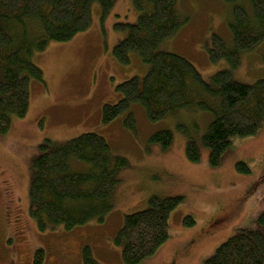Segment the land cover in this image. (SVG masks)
<instances>
[{"label": "rangeland", "instance_id": "obj_1", "mask_svg": "<svg viewBox=\"0 0 264 264\" xmlns=\"http://www.w3.org/2000/svg\"><path fill=\"white\" fill-rule=\"evenodd\" d=\"M238 3L252 14L248 0ZM177 6L183 24L157 51L186 58L210 81L230 68L226 60L211 62L208 46L214 34L233 43L228 25L232 5L225 0H178ZM139 15L134 0H117L103 20L101 6L94 3L88 30L34 53L33 62L42 70L43 80H31L26 116H13L10 130L0 133V264H33L38 250L44 251L43 264H82L85 246L91 248L96 264H125L123 245H117L115 237L125 217L145 209L152 197L183 199L170 214L167 240L139 264H204L240 231L264 235V119L255 135L232 138L217 167L201 143L213 120L208 111L180 109L150 121L145 109L133 103L111 123L102 122L103 106L122 97L117 86L133 77L143 78L149 71L136 52L127 65L114 55L115 47L127 36V30H117L115 25L135 24ZM263 77L264 42L245 52L233 72L234 80L246 84ZM130 112L136 118L134 131L124 125ZM160 130L173 133L168 149L151 141ZM85 133L103 136L111 156L128 161L115 173L112 209L102 222L92 220L70 230L48 226L41 231L29 216L40 146L48 140L65 144ZM190 140L198 144L199 162L187 156ZM239 162L247 164L250 173L238 171ZM71 164L76 170L88 167L76 161ZM186 217L195 225H185Z\"/></svg>", "mask_w": 264, "mask_h": 264}, {"label": "trees", "instance_id": "obj_2", "mask_svg": "<svg viewBox=\"0 0 264 264\" xmlns=\"http://www.w3.org/2000/svg\"><path fill=\"white\" fill-rule=\"evenodd\" d=\"M117 0H0V133H7L13 116L25 117L30 107L32 79L43 80V72L33 62L35 52H43L52 42H67L88 30L92 7L99 3L105 20ZM178 0H134L140 15L135 24H116L127 36L114 49L122 64H129L132 52L149 65L147 74L133 77L117 86L121 99L105 104L102 122L109 124L126 113L133 103L140 104L150 121H159L180 109H201L213 114L201 138L210 150V162L220 166L232 138L249 137L258 131L264 119V77L253 84L234 80L245 52L264 42V0H248L253 12L239 0H225L232 5L228 25L233 36L229 44L214 34L208 46L211 62L226 60L230 68L205 81L186 58L158 52L159 45L177 33L183 24L177 12ZM245 1V0H244ZM124 125L136 129V118L128 113ZM151 141L168 149L174 136L170 130L152 134ZM198 144L190 140L187 156L200 161ZM34 161L35 174L30 187L29 216L39 229L63 225L70 230L92 220L104 221L112 209L117 169L128 165L124 158L112 157L106 138L85 133L65 144L48 140ZM72 161L87 169L72 167ZM237 170L250 173L239 162ZM181 197H152L148 206L127 215L115 242L123 245L125 264H139L168 238L170 214L181 204ZM264 221V216L261 222ZM184 224L195 225L186 217ZM82 264H96L92 250L85 246ZM44 251L35 252L33 264H43ZM204 264H264V235L240 231L220 245Z\"/></svg>", "mask_w": 264, "mask_h": 264}]
</instances>
